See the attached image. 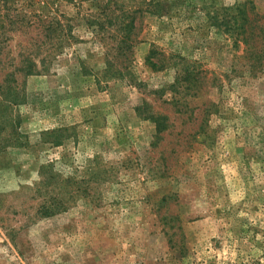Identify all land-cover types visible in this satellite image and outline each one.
I'll use <instances>...</instances> for the list:
<instances>
[{"label":"rangeland","instance_id":"374dc122","mask_svg":"<svg viewBox=\"0 0 264 264\" xmlns=\"http://www.w3.org/2000/svg\"><path fill=\"white\" fill-rule=\"evenodd\" d=\"M8 4L0 264H264V0Z\"/></svg>","mask_w":264,"mask_h":264},{"label":"trees","instance_id":"16d2710c","mask_svg":"<svg viewBox=\"0 0 264 264\" xmlns=\"http://www.w3.org/2000/svg\"><path fill=\"white\" fill-rule=\"evenodd\" d=\"M0 1H1L2 6L5 9V11L6 10H9L11 8L10 5L8 4L11 0H0ZM242 12H243V17L245 18V20H247V16H248L247 15L248 14L247 12L248 11L242 10ZM16 20H17V24L18 25L25 27V28H23L24 31H26L27 28H29L31 26L27 22L24 23V20L25 19L23 17H18V15H17V19ZM40 26H41V28L43 27L45 31H47V30L55 29V27H59L60 25H59V22H53V23L51 22V23H49L46 26H44V25H40ZM18 28H20V27L17 26V29ZM132 28H134V24L132 23V21L130 22V24H124V23H122V25L120 26V31L122 33V36L120 37V40H119V43H118L119 45H122L123 44V45H126L127 47L131 46V43H129L130 42L129 40H131V38H132L131 36H132V34H134V33L131 32V29ZM261 30H262V28H261ZM5 33H6V30L4 28V22H0V50L2 49V45H1L2 44V38H3V36H4ZM121 56H123V53H121ZM114 58L115 59H118V56H115ZM125 60H127V57H125V58H123L122 60L119 61L120 66L122 68L125 67V65L123 64V62ZM148 60L151 63V66L154 67L155 66V63H153L152 61H150V58ZM107 62L109 63L108 66H111V67H113V66L115 67L117 65V62L114 59H111V60H109ZM34 66L35 65L31 64V62L30 63L27 62V65L25 67L24 72L26 74H30L32 72V69L34 68ZM3 70H4L3 67H0V76H2V79H0V84L1 85H4L9 90H11V86L10 85L14 81V76H15L16 70H17V73H18L19 71H23V69L17 67V69L9 70V71H6V72L3 71ZM5 83H8L9 85L8 84H5ZM45 214H49V212H47Z\"/></svg>","mask_w":264,"mask_h":264}]
</instances>
